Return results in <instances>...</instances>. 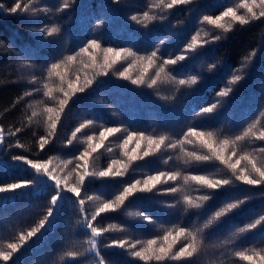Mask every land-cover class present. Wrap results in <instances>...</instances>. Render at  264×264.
Listing matches in <instances>:
<instances>
[{"label":"trees","instance_id":"trees-1","mask_svg":"<svg viewBox=\"0 0 264 264\" xmlns=\"http://www.w3.org/2000/svg\"><path fill=\"white\" fill-rule=\"evenodd\" d=\"M235 1L194 0L191 5H180L171 10L162 9L158 15H162L163 20L141 24L132 21L131 15L149 10L155 0H119L118 3L114 0H69L72 6L62 13H55L54 10L63 3V0H21L33 8L50 7L53 12L48 15L31 10L28 13L10 14L8 8L13 6L16 0H0V124L7 130H14L15 127L24 129L17 137L10 138V142L13 143L18 138L24 145L23 149L3 148L0 151V184L29 175L23 168L13 164L10 159L12 155L23 154L37 159L51 158L55 165L62 167L64 160L71 159L74 150L83 149L87 135L98 136L97 131L102 126L143 131L145 135L152 136L168 135L172 139L178 138L179 133L191 126L219 132L220 138L240 134L258 113L264 110V20L253 21L248 26L234 25L228 39L221 44L200 48L195 53H187L189 58L186 62H179L177 66H167L166 73L177 80L199 74L203 79L196 86H179L162 79L156 88L149 89L132 85L119 76L99 78L102 81L100 84L86 93L79 94L74 102H70L62 115L63 130L42 152L35 144L34 133L45 134L46 127L42 118H36L41 120L39 124H29L27 117L34 109L42 108L43 104L40 101L46 102L47 98L42 95L24 96V92L33 87L27 82L33 72L39 77L48 62H55L65 55L72 54L91 38L100 40L102 48H130L139 55L148 54L154 50V45L160 47L165 58L185 54L183 50L192 43L190 37L193 30L198 28L199 31L202 27L207 30L212 28L206 22L198 24L195 18L218 15L225 7L238 3ZM138 19L142 17L138 16ZM101 21L102 27H94ZM45 24L60 28L53 43L41 40L42 34L35 31ZM206 38L204 34L203 39ZM160 40H164L165 44L159 45ZM26 46H31L37 55L31 68L23 63L28 58L20 55V49ZM253 52L255 56L252 55ZM217 59L220 61L218 68L212 73L208 72V65ZM245 64L251 68L245 67L234 73V69ZM124 66L127 64L124 63ZM116 67L120 68V64ZM140 71L142 67L137 65L131 70V74L135 76ZM152 71L154 69H149V74ZM233 74H240L244 78L232 85L234 91L229 97L220 98L225 103L219 115L207 121L197 117L195 110L213 102L217 98L216 92L228 85ZM44 75V82H47L46 73ZM205 83L208 87H205ZM37 86L42 87L39 79ZM162 96L169 99H161ZM85 119L94 121L90 128L83 130L87 135L78 134V140L74 141L73 146L65 147L71 131ZM261 126H264V119ZM120 136L121 133L111 136V143L93 154L92 160L95 161V157L97 158L95 162L93 161L95 168L102 169L112 159L122 158ZM134 144L135 142L129 145V150ZM108 148H111V151H107ZM185 151L199 153L201 150L198 145H186L183 150L178 148L171 153L180 157L175 164L172 161L164 163L170 153L161 151L133 163L124 177L105 180V186L93 189L91 194L108 193L114 198V194H117L126 182L146 178L158 170H176L181 171L182 176L206 175L209 178L227 175V169L223 165H196L192 162L186 164ZM238 151L242 149L238 148ZM260 159H264V156ZM36 180L39 195L31 191L26 195L14 197L0 195V248H6L8 243L16 242L19 233L32 226L42 214V206L49 189L39 183L38 177ZM171 183L158 187L166 188L171 186ZM176 186L182 188V191L175 195L141 194L126 201L121 210L103 214L99 218L102 225L113 226L105 237L147 240L162 235L174 224L183 226L192 221L202 225L226 202L236 197L254 195V198L238 212L214 222L210 229L204 230L205 247L196 260L197 264H247L235 256L236 251L246 250L251 254L252 251L264 250V227L247 234L239 233L240 227L264 214V196L257 195L264 192V187L237 184L234 187L216 190L212 199L204 202L203 209L197 210L186 208L183 196L196 197L206 194L207 190L194 182L185 185L182 178L176 181ZM101 198L104 196L101 195ZM174 200L180 201L175 208H168L160 203ZM98 204L99 201H93L88 207L95 208ZM137 212L153 215L157 222L146 224L135 215ZM198 212H202V215L198 216ZM77 221V206L71 201L65 202L58 222L43 239L29 242L21 252L14 254L12 260L0 261V264H94L90 256L73 261L66 255L69 251L83 252L84 249L85 237ZM222 240H235L239 246L231 248L214 246ZM104 254L112 264H143L119 250L108 249Z\"/></svg>","mask_w":264,"mask_h":264},{"label":"snow or ice","instance_id":"snow-or-ice-1","mask_svg":"<svg viewBox=\"0 0 264 264\" xmlns=\"http://www.w3.org/2000/svg\"><path fill=\"white\" fill-rule=\"evenodd\" d=\"M114 2L118 3L119 0H114ZM193 2L194 0H155L150 5L149 10L132 14L130 19L141 24L158 19L163 20L164 17L158 15L162 9L171 10L180 5H191ZM71 6L69 0H63V3L57 6L54 11L55 13H62ZM241 9L243 10L242 14L239 11ZM30 10L42 12L44 15L53 12L50 7L33 8L29 3H22L21 0H16L13 6L8 8L10 14L28 13ZM138 16L142 19H138ZM48 18L52 19L51 16ZM261 20H264V0H241L236 7H225L218 15H204L203 22L212 26L209 32L205 34L207 38L200 40L197 34V38H194L192 43L183 50L185 54L176 55L174 58L172 56L165 58L160 47L155 45L153 46L154 50L148 54L139 55L130 48H102L100 40L91 38L78 50H74L72 54L65 55L55 62H48L39 77L35 72L32 73L31 79L27 82L33 87L24 92L26 97L42 95L47 98L46 102L40 101L43 104L42 108L34 109L31 115L27 117L29 124H39L41 120L36 118H42L46 127L45 134L35 135L34 133L37 148L42 152L46 146L54 142L59 132L63 130L62 115L69 107L70 102H74L79 94L86 93L100 84L102 81L99 78H106L110 75L119 76L132 85L149 89L156 88L162 79L179 86H196L203 79L199 74L177 80L176 77L166 73L167 66H177L179 62H186L189 58L187 53H195L198 47L205 48L221 44L228 39V34L233 31L234 25L248 26L253 21ZM102 24L101 21L94 27H102ZM144 26L147 27V24ZM35 31L42 34L41 40L53 43L56 35L60 32V28L55 25L49 27L45 24ZM164 44V40L159 41V45ZM20 55L28 58L23 61L26 67H33L34 58L37 55L31 46L21 48ZM252 55L255 56V52ZM124 63L127 64L126 67ZM219 63L218 59L210 63L208 72H214ZM117 64H120V68L116 67ZM137 65L142 67V71L133 76L131 70ZM245 67H247L246 64L234 69V73ZM149 69H154V71L149 74ZM44 73H46L47 82H44ZM161 74L164 76L162 77ZM243 78L240 74H233L228 85L216 92L217 98L210 104L195 110V115L205 121L215 119L225 103L220 98L229 97L234 91L232 85L237 84ZM38 79L42 83V87L37 86ZM205 87H208L207 83H205ZM157 94L159 95V93ZM161 99L167 100L169 97L162 96ZM29 107L31 108L32 105ZM262 119H264V110H261L257 117L234 137L220 138L219 132L191 126L179 133L176 139H172L168 135H145L143 131H130L121 127H104L98 132V136L87 135L83 130L90 128L94 121L85 119L71 131L65 145V147L73 146L74 141L78 140V134H84L87 135V139L83 149L74 150L71 159L64 160L62 167L55 165L51 158L37 159L23 154L12 155L10 159L13 164L23 168L29 175H24L13 182L0 184V195L14 197L26 195L30 191L39 195L37 176L44 178V184L49 192L42 206V214L34 221L33 225L27 230L21 231L16 242L8 243L6 248H0V261L12 260L14 254L21 252V249L29 242L43 239L58 222L60 214L64 210L65 202L71 201L77 206V223L85 237L83 252H67L66 255L73 261L90 256L94 264H112L106 259L104 253L108 249H115L130 258L143 262V264H173V262L175 264H197L196 258L205 247L204 230L210 229L214 222L221 221L222 218L238 212L254 198V195L236 197L226 202L202 225L192 221L183 226L174 224L162 235L147 240L139 238L108 239L105 234L109 233L113 226L104 227L99 218L103 214L121 210L126 201L141 194L175 195L182 191V188L176 186V181L181 178L185 185L194 182L200 188L207 190L206 194L196 197L192 195L183 196L185 207L197 210L203 209L204 202L210 201L216 190L234 187L237 184L264 187V159H260L261 156H264ZM23 130L21 127L7 130L0 124V149H23L24 145L18 138L14 143L10 142V138L17 137ZM117 133H121L119 147L122 149V158L112 159L102 169L95 168L94 162L90 163L93 154L104 148L108 137L115 136ZM133 142H135L134 147L129 150V145ZM142 144L143 149H141ZM186 145H198L201 150L199 153L197 151H185L184 157L186 159L184 162L186 164L192 162L196 165H223L227 169V175L220 178H209L206 175L182 176L181 171L176 170H158L154 175H147L146 178L126 182L118 193L114 194V198L108 193H101L104 196L103 199L101 195L91 194L93 189L103 188L105 180L124 177L133 163L161 151L170 153L164 163L172 161L175 164L180 157L171 153H174L178 148L183 150ZM238 148L242 151H238ZM107 150L111 151V148ZM169 182H172L169 187H158V185L169 184ZM257 195L264 196V192ZM93 201H99V204L90 209L88 205ZM160 203L168 208H175L180 201H161ZM135 215L146 224L157 222L153 215L146 212H137ZM197 215H202V212H198ZM261 227H264V214L240 227L239 233L247 234ZM214 246L231 248L239 245L235 240H222ZM235 256L241 261H246L247 264H264V250L252 251L251 254L246 250L236 251Z\"/></svg>","mask_w":264,"mask_h":264},{"label":"rangeland","instance_id":"rangeland-1","mask_svg":"<svg viewBox=\"0 0 264 264\" xmlns=\"http://www.w3.org/2000/svg\"><path fill=\"white\" fill-rule=\"evenodd\" d=\"M236 1H238V3L233 4L232 7H236V6L241 2V0H236ZM236 1H235V2H236ZM195 7H196V6H195ZM195 7H194V9H195ZM194 9H193V10H194ZM193 10H191V13H192ZM239 11L241 12V14L243 13V10H242V9L239 10ZM195 21L198 22V24H199V22L202 23V22H203V17H202V18H198V19L195 18ZM197 29H198V28H196L195 31L193 30L192 33H191V37H190L191 42H192V40H193L194 38H197V34H198V38H199L200 40H203V35L206 34V33H208V31H209V30H207V28H203V27H202L199 31H197ZM198 50H200L199 47L197 48L196 51H198ZM250 63H251V65H252V62H250ZM250 68H251V66H250V67H248V66L246 67V69H250ZM103 128H104V126L100 127L99 131L102 130ZM99 131H97V132H99ZM117 134H118V133H117ZM117 134H116V135H117ZM110 137H111V136H110ZM110 137H108V139L105 141V146H107L108 143H111V139H110ZM0 151H1V149H0ZM107 151H108V150H107ZM96 160H97V158L95 157V161H96ZM93 161H94V160H91L90 163H93ZM95 161H94V162H95ZM96 165H97V164H96ZM37 177H38V181H39V183H40L41 185L46 186V185L44 184V178H43L42 176H37ZM200 195H201V194H200Z\"/></svg>","mask_w":264,"mask_h":264}]
</instances>
